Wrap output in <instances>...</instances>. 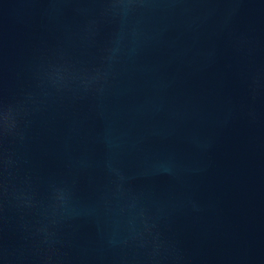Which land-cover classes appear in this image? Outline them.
<instances>
[{"label": "water", "instance_id": "95a60500", "mask_svg": "<svg viewBox=\"0 0 264 264\" xmlns=\"http://www.w3.org/2000/svg\"><path fill=\"white\" fill-rule=\"evenodd\" d=\"M0 264H264V0H0Z\"/></svg>", "mask_w": 264, "mask_h": 264}]
</instances>
